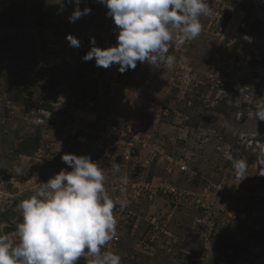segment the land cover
Here are the masks:
<instances>
[{"label": "rangeland", "instance_id": "rangeland-1", "mask_svg": "<svg viewBox=\"0 0 264 264\" xmlns=\"http://www.w3.org/2000/svg\"><path fill=\"white\" fill-rule=\"evenodd\" d=\"M57 2L0 0V235L12 236L22 222L20 201L61 169L70 170L61 159L65 153L98 163L108 174L105 188L113 200L116 182L125 174L142 181L154 176V182L168 176L192 193L220 182L234 187L238 179L221 149L247 158V178L262 188L255 153L264 148V121L236 116L264 107V0H206L212 16L200 18L203 29L196 39L169 47L168 55L175 57L171 68L137 62L123 74L116 64L105 69L95 59H83L92 37L101 48L117 43L106 6L81 0L80 8L91 12L72 23L75 3ZM3 15L7 23L1 22ZM69 34L80 47L70 46ZM110 111L120 125L130 124L160 142L174 160L183 158L188 171L173 163L167 172L165 162L151 167L140 158L122 167L123 146L91 151L85 138ZM117 164L119 172L113 169ZM227 196L212 199L232 212ZM169 203L162 193L131 202L132 215L120 226L118 244L128 264H264V218L249 227L237 214L227 215L204 238L194 228L193 202L171 216L167 237L157 234L153 245L134 254L138 239L151 232L143 219L134 228L136 219L160 216ZM91 260L82 257L78 264Z\"/></svg>", "mask_w": 264, "mask_h": 264}, {"label": "clouds", "instance_id": "clouds-1", "mask_svg": "<svg viewBox=\"0 0 264 264\" xmlns=\"http://www.w3.org/2000/svg\"><path fill=\"white\" fill-rule=\"evenodd\" d=\"M73 2L75 8L69 21L75 23L89 14L91 8L81 9V0H68L70 4ZM57 3L62 4V0ZM99 3L106 6V15L116 26L117 43L101 48L92 37L91 49L83 59H95L96 66L105 69L116 64L121 74L135 69L137 62L157 67L163 62L171 68L175 57L168 55L169 47L174 44L178 48L196 39L203 29L200 18L213 14L206 0H99ZM67 39L70 46L80 47L74 35L69 34ZM244 39L252 41L249 35ZM244 116L247 120L264 121V107L238 112L236 118L241 120ZM221 151L231 162L239 182L246 179L247 158L236 159L230 150ZM255 154L256 171L264 176V148ZM61 159L70 170L61 169L33 195L20 201L22 222L17 223L12 236L0 235V264H78L80 258L88 256L94 259V264H121L120 255L102 249L118 238L114 210L117 205L126 207L127 200H113L109 196L104 170L90 156L65 153ZM113 169L120 171L118 164Z\"/></svg>", "mask_w": 264, "mask_h": 264}, {"label": "built area", "instance_id": "built-area-1", "mask_svg": "<svg viewBox=\"0 0 264 264\" xmlns=\"http://www.w3.org/2000/svg\"><path fill=\"white\" fill-rule=\"evenodd\" d=\"M215 132V130H213ZM87 140V141H85ZM85 143L88 145L91 151H98L105 146H110L112 149L123 146L125 148L124 155L120 158L122 167L130 166L131 163L137 158L145 160L150 166L152 164L161 165L165 162L167 165V172L172 170V164L178 166L179 171H188V166L183 158H174L163 152V148L160 142L152 140L147 134L137 127L130 126V124L120 125L115 118L114 111H110L103 116L99 127L96 131H93L90 137L85 138ZM123 150V149H122ZM108 174L105 173V177ZM123 180L117 181L114 188L116 190V199L127 200V206L121 208L119 205L114 210V215L117 219V234L118 238L109 242L103 251H113L120 255L122 260L121 264H128L126 259V253L120 249L118 245L120 242L121 225L127 218H131L132 212L130 210L131 202L139 200L141 196L146 195L150 199L155 194L162 193L166 194L169 198L168 209L163 212L160 216L153 214H146V216H139L136 219L133 227L138 226L140 219L145 220L149 227L150 233L142 239H138V242L134 246V254L137 251H146L148 246L153 245V240L156 239L157 234H163L165 237L169 235L168 224L171 220V216L174 215L175 211L184 209L187 205L194 204L197 209V214L194 217L195 229L204 233V238H208L213 232L214 226L224 223L223 219L228 215L233 217L234 213L239 217L236 218L240 221V224L246 226L255 227L259 221L264 218V185L259 189L256 181H249L244 179L235 183L232 187L228 183L220 182L217 185H207L202 192H190L186 189H182L179 185L175 184L171 178L165 176L160 181L154 180H132L131 176L125 174ZM129 188V189H128ZM233 190H230V189ZM215 194L222 198L230 195L232 203L230 207L232 212L226 211L225 207L214 204L212 195ZM191 198V199H190ZM224 212V216L219 215ZM140 213H143L140 210ZM137 213L133 212L135 217ZM235 218V217H234ZM231 220V219H230ZM209 227V229H208ZM215 231V228H214ZM125 254V255H124ZM90 257V256H88ZM133 254L130 258H133ZM93 259V258H92ZM94 264V259L91 260Z\"/></svg>", "mask_w": 264, "mask_h": 264}, {"label": "trees", "instance_id": "trees-1", "mask_svg": "<svg viewBox=\"0 0 264 264\" xmlns=\"http://www.w3.org/2000/svg\"><path fill=\"white\" fill-rule=\"evenodd\" d=\"M2 15V14H1ZM0 15V16H1ZM1 22L2 23H7L6 21H5V17H4V15L1 17ZM154 177V176H153ZM152 176L150 177V178H148L147 180H152V178H153ZM130 231H131V229H130ZM127 260V259H126ZM124 262H126V261H124Z\"/></svg>", "mask_w": 264, "mask_h": 264}]
</instances>
